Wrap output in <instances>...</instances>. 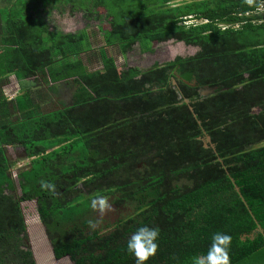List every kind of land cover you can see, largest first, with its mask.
I'll return each mask as SVG.
<instances>
[{
	"label": "trees",
	"instance_id": "1",
	"mask_svg": "<svg viewBox=\"0 0 264 264\" xmlns=\"http://www.w3.org/2000/svg\"><path fill=\"white\" fill-rule=\"evenodd\" d=\"M0 5V81L71 90L45 111L0 87V264H36L21 210L34 199L53 257L71 264H136L126 241L140 226L159 229L145 264H192L216 232L232 238L230 264H264V0ZM53 13L86 21L65 32ZM170 39L198 49L145 68L113 54ZM204 86L216 89L202 96ZM9 146L28 158L15 171ZM97 196L128 215L104 227Z\"/></svg>",
	"mask_w": 264,
	"mask_h": 264
},
{
	"label": "rangeland",
	"instance_id": "2",
	"mask_svg": "<svg viewBox=\"0 0 264 264\" xmlns=\"http://www.w3.org/2000/svg\"><path fill=\"white\" fill-rule=\"evenodd\" d=\"M85 21L86 20L79 13L70 16L67 13H63L60 15L57 13H53L50 17L49 25L51 27L55 26L59 30L67 32L82 28ZM152 48V52H141L137 47H135L125 55H119L116 52H114L113 54L116 58L117 64L122 66L123 68L129 66H138L139 68H145L149 67L155 62L163 63L177 56H189L198 49L196 46L186 45L180 41H174L171 39L160 43H153ZM15 154H18L22 157L21 163L23 165L27 163L28 158L26 159L22 153L19 154V150ZM13 156H11L10 158H13ZM21 210L27 226V243L29 244L31 250L34 253L35 249L37 250L38 248L37 246H41L46 250L45 258L43 261L38 262V257H35L34 255L36 264H71L67 257L55 259L52 256L51 247L48 243L47 237L44 233V229L36 213L35 202L33 200L22 202ZM105 213L110 215L111 212L105 210L104 214ZM100 215L101 213L98 212L97 216L100 217ZM102 222L105 223V226L112 225V223H108L107 220H102Z\"/></svg>",
	"mask_w": 264,
	"mask_h": 264
},
{
	"label": "clouds",
	"instance_id": "3",
	"mask_svg": "<svg viewBox=\"0 0 264 264\" xmlns=\"http://www.w3.org/2000/svg\"><path fill=\"white\" fill-rule=\"evenodd\" d=\"M208 140V138H206ZM42 188L52 189L50 182H41ZM91 207L95 212L103 214L105 210H110L111 205L106 196H97L91 200ZM95 227L94 224H89ZM159 229L156 227L140 226L127 239L126 250L136 259V264H145L148 258L157 251V239ZM231 236L216 232L211 237V243L206 254L192 258V264H230L228 249L231 244Z\"/></svg>",
	"mask_w": 264,
	"mask_h": 264
},
{
	"label": "crops",
	"instance_id": "4",
	"mask_svg": "<svg viewBox=\"0 0 264 264\" xmlns=\"http://www.w3.org/2000/svg\"><path fill=\"white\" fill-rule=\"evenodd\" d=\"M34 79V77L17 79L14 73H10L2 78V82L0 81V87L4 95L8 98H14L17 95L28 92V94L36 100L37 105H39L41 109L45 111L56 107L59 99L64 98L66 101L70 100L71 90H69L67 87L65 88V90H63V87L66 86V83H63L61 81L56 82V91L54 90L53 92H49L48 86L50 84H45L38 78H36L35 80ZM18 150L19 154L22 153L25 156L21 147L9 146L6 148L7 157L10 160L16 161L14 171L17 169V167L23 165L21 163L22 157L18 154H15ZM11 156H13V158H10Z\"/></svg>",
	"mask_w": 264,
	"mask_h": 264
},
{
	"label": "flooded vegetation",
	"instance_id": "5",
	"mask_svg": "<svg viewBox=\"0 0 264 264\" xmlns=\"http://www.w3.org/2000/svg\"><path fill=\"white\" fill-rule=\"evenodd\" d=\"M110 205H111V208L110 210H107L110 213V215H108L107 213H103L100 215V217H98V211L95 212L97 218L101 219V220H107L108 223H112V225H108L109 228L112 227L113 225H115L116 222H118L119 220L123 219L124 217H126L129 213V209L127 207H123V206H119V205H116V204H113L111 202V199H108ZM114 209V210H113ZM107 214V215H106ZM112 214V215H111ZM103 225L105 226V223L102 222Z\"/></svg>",
	"mask_w": 264,
	"mask_h": 264
},
{
	"label": "water",
	"instance_id": "6",
	"mask_svg": "<svg viewBox=\"0 0 264 264\" xmlns=\"http://www.w3.org/2000/svg\"><path fill=\"white\" fill-rule=\"evenodd\" d=\"M215 89H216L215 86H211V87H209V86H204V87H201L200 89H198V93H199L200 95H202V96H205V95H208V94L213 93V92L215 91ZM22 150H23V153L25 154L24 149H22ZM235 189L237 190V188H235ZM18 190H19V187H18ZM33 201L36 203V199H34ZM40 223H41V222H40ZM41 225H42V223H41ZM42 227H43V225H42ZM43 229H44V227H43ZM44 233H45V231H44ZM45 235H46V234H45ZM32 253H33V251H32ZM51 253H52V256H53L52 249H51ZM33 257H34V253H33Z\"/></svg>",
	"mask_w": 264,
	"mask_h": 264
}]
</instances>
